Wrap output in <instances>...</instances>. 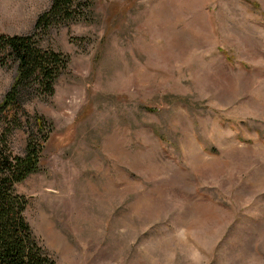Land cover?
<instances>
[{
  "label": "rangeland",
  "instance_id": "1",
  "mask_svg": "<svg viewBox=\"0 0 264 264\" xmlns=\"http://www.w3.org/2000/svg\"><path fill=\"white\" fill-rule=\"evenodd\" d=\"M49 3L0 0V34ZM85 11L39 36L68 57L52 94L2 122L17 153L49 129L14 184L37 241L55 264H264V0ZM14 70L0 53V98Z\"/></svg>",
  "mask_w": 264,
  "mask_h": 264
},
{
  "label": "trees",
  "instance_id": "2",
  "mask_svg": "<svg viewBox=\"0 0 264 264\" xmlns=\"http://www.w3.org/2000/svg\"><path fill=\"white\" fill-rule=\"evenodd\" d=\"M90 5L91 0H50L37 13L29 33L0 34V53L15 62L14 77L0 98V264H55L25 220L26 199L14 187L39 164L42 142L49 135V129H43L45 118L41 115L34 118L38 134L27 135L22 153L11 150L6 135L8 126L2 122L15 119V113L21 109L20 97L28 89L52 94L53 82L68 57L40 45L39 36L52 25L86 19L85 10Z\"/></svg>",
  "mask_w": 264,
  "mask_h": 264
}]
</instances>
